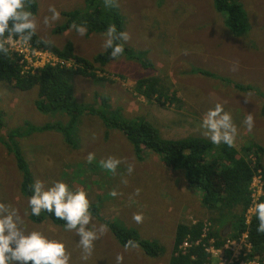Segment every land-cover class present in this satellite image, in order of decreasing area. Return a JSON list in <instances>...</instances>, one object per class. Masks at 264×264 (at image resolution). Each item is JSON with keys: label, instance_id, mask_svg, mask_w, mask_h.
<instances>
[{"label": "rangeland", "instance_id": "1", "mask_svg": "<svg viewBox=\"0 0 264 264\" xmlns=\"http://www.w3.org/2000/svg\"><path fill=\"white\" fill-rule=\"evenodd\" d=\"M241 2L248 13L250 28L243 36L236 37L227 29L224 15L215 9L213 0H119L126 19L125 31L130 34L125 43L133 48V53L140 52L143 58L150 59L155 67L145 69L138 59L125 54L105 65V74L110 76L105 81L76 75L73 79L75 102L106 113L107 107L97 97L107 96L110 107L117 109L125 121L148 120L164 137L171 139L189 135L209 139L203 135L200 125L207 110L221 103L238 129L235 146L241 148L253 142L264 146V0ZM37 3L34 16L40 38L59 47L72 42L75 52L88 59L106 51L102 47L106 32L80 36L73 28L55 31L66 21L64 12L85 9L87 0H37ZM50 5L55 6L60 17L45 25L44 17L51 15ZM160 20H168V26L154 32L151 28L161 25L155 24ZM34 49L38 51L37 47ZM44 56L52 59L51 54L44 53ZM33 63L38 66L43 62L34 60ZM234 65L236 70H233ZM198 68L253 84L255 91H238L215 76L198 73ZM148 75L156 76L163 86L176 91L181 101L162 106L138 94L135 91L137 79ZM37 98L38 87L21 91L12 83L0 81V115L4 122L1 140L15 127L22 128L14 140L23 149L34 180H41L45 188L63 181L73 191L83 189L103 219L136 229L141 237L156 240L164 247L158 257L147 256L139 246L126 250L107 226V231L94 242L91 256L82 260L83 250L75 230L67 231L65 226L56 225L50 219L39 224L30 220L29 196L20 187L22 178L16 160L0 142V202L17 209L26 232L41 231L50 239L63 241L70 253L69 264H116L118 254L123 255V264H168L176 226L184 222L203 221L207 230L223 231V237L232 233L231 225L214 222L216 214L202 204L199 189L189 186L179 172L165 166L154 151L145 153L147 156L139 160L138 151L126 136L116 129L110 130L99 116L83 112L73 128L64 129L77 144L72 149L63 142L59 130L41 131L40 127L46 123L59 122L67 126L70 115L64 111L40 112L35 105ZM249 113L254 117L251 132L243 124ZM29 128L35 131L29 132ZM89 153L96 157L92 163L86 160ZM108 156L126 159L134 164V172L128 175L123 163L116 174L103 169L99 161ZM122 178L127 179V184L122 183ZM263 186L264 181L258 175L252 184L253 203L246 212L247 221L255 213V203L264 194ZM113 189L120 195L112 197ZM136 189H140L139 195ZM137 212L143 213V223L137 224L132 219ZM94 215L92 213L90 229L104 224ZM211 247L209 264H262L258 257H249L252 247L247 235L239 239L226 238L220 248Z\"/></svg>", "mask_w": 264, "mask_h": 264}, {"label": "trees", "instance_id": "2", "mask_svg": "<svg viewBox=\"0 0 264 264\" xmlns=\"http://www.w3.org/2000/svg\"><path fill=\"white\" fill-rule=\"evenodd\" d=\"M160 1L162 2V0ZM213 2L215 9L224 15V22L230 33L236 37L247 33L250 28L249 18L241 0H213ZM29 10L33 15L36 14L38 10L37 0H30ZM64 16L66 21L55 28L56 32H63L72 28L73 22L84 24L87 27V35L95 32L105 33L108 26L113 24L117 31H125L126 27L125 15L120 7H105L104 0H87L85 9L66 11ZM158 23L161 25L151 28L154 32L159 31L163 26H168V20H160L155 24ZM166 35L167 33L165 37ZM43 41L45 40L40 38L37 33L31 39L34 46L51 52L61 61H71L73 65L47 64L40 68H31L29 71L22 72L23 64L21 65L18 54L10 51L7 56L0 54V81L12 83L21 91L38 87V98L35 105L40 112L55 114L64 111L70 115L67 126L64 127L59 122L46 123L40 127L41 131L59 130L64 138L63 142H66L72 149L77 144L64 129L68 126L73 128L83 112L88 111L99 116L110 130L116 129L126 136L127 140L138 151L139 160H143L147 156L145 153L154 151L160 156L165 166L179 172L189 186L199 189L202 193V204L216 214L214 222L231 225L232 233L228 237H223L221 234L223 231L212 228L207 230V225L203 221L179 223L175 230L173 251L169 264H209L211 254L207 248L211 245L220 248L225 244L226 238L239 239L245 233L252 247L249 257H258L264 264V234L258 233L256 230L258 220L255 213L249 221L246 217V212L253 203L252 184L254 178L260 175L264 181V146L256 142L249 145L243 144L241 148L229 147L226 144L215 145L210 139L197 135L177 139L166 138L148 120L125 121L117 109L110 107L109 97L104 95L100 98L97 97V99L101 100V104L107 107L106 113H102L94 106L89 108L78 106L74 96V77L82 75L91 77L97 82L104 81L105 76H100L98 71H104L105 65L115 59L110 56V50L98 53L94 58L88 59L75 52L72 42L59 47L53 43L45 44ZM121 43L125 48L123 56L127 55L131 59H138L145 69L155 67L150 59L143 58V55L139 54L140 52L133 53V48L123 41ZM143 54L145 56L144 52ZM197 72L213 78L215 76L241 92L255 91V86L250 83H241L226 76H217L206 69H199ZM135 91L145 98L155 100L162 106L168 102L181 101L176 91L167 89L154 75L137 79ZM262 112L264 113V109ZM3 126L4 122L0 115V130ZM21 130L20 126L15 127L7 134V138L1 140L0 137V142L13 154L22 178L20 187L23 193L30 198L33 194L30 186L35 182L34 176L23 149L14 140L20 135ZM28 131L33 132L35 130L29 128ZM258 202H264V194L259 197ZM90 204L91 212L112 230L121 245L124 246L127 240L132 239L147 256L158 257L164 252V247L158 241L145 239L136 229L122 227L111 220L103 219L101 214H98L97 206ZM29 217L33 223L39 224L50 219L56 225L65 226L63 220L57 219L54 214L46 211H42L40 216H33L30 207ZM228 220L230 221L227 222ZM185 241L189 242L190 245L186 249H182L181 246Z\"/></svg>", "mask_w": 264, "mask_h": 264}, {"label": "clouds", "instance_id": "3", "mask_svg": "<svg viewBox=\"0 0 264 264\" xmlns=\"http://www.w3.org/2000/svg\"><path fill=\"white\" fill-rule=\"evenodd\" d=\"M104 4L108 8L120 6L119 0H104ZM29 8L30 0H0V54L4 56L9 54L13 37H19L22 42L28 43L36 34L37 20ZM48 11L51 15L44 17L45 25H50L60 17L55 6L50 5ZM71 27L80 36L87 34V27L84 24L73 22ZM129 39L130 34L127 31H117L113 24L106 30L102 47L105 50H110V56L117 59L125 52L121 41L127 42ZM43 42L45 44L52 43L50 40ZM20 63L23 64L22 72L29 71L25 68V62L20 60ZM233 70H236L235 65ZM100 72L101 74L98 71L100 76L103 75L106 79L110 78L105 74V70H100ZM245 99L247 101V98ZM243 124L248 132L252 131L254 117L251 113L246 116ZM200 127L203 129V135L208 137L213 144L235 146L238 129L231 114L224 110L221 103H216L213 108L207 110ZM95 159L94 153H89L86 157L88 163H92ZM99 163L103 169L113 174H116L122 163L125 164L128 175H131L135 168L134 164L129 163L126 159L115 156L101 159ZM127 182L126 178H122V183L127 184ZM30 187L33 193L28 200L31 214L40 216L42 211H46L54 214L57 219L63 220L67 231L75 230L79 236V246L83 250L81 259L86 261L92 254L94 242L107 231V225L104 224L98 228H89L92 223V212L87 192L83 189L73 191L63 181H56L50 187L45 188L44 183L37 179ZM139 193L140 189H136V195ZM110 195L117 197L120 193L113 189ZM254 212L258 220L256 230L258 233L264 234V202L255 203ZM132 219L137 224L143 223V213H134ZM22 225L23 220L17 209L10 204L0 202V264H29V262L31 264H69L70 253L67 252L63 241L50 239L41 231L26 232ZM124 247L127 250L138 247V244L129 239L125 242ZM116 264H123V255L116 256Z\"/></svg>", "mask_w": 264, "mask_h": 264}, {"label": "built area", "instance_id": "4", "mask_svg": "<svg viewBox=\"0 0 264 264\" xmlns=\"http://www.w3.org/2000/svg\"><path fill=\"white\" fill-rule=\"evenodd\" d=\"M34 47L35 46L33 45V43L31 41L28 43H24L19 39V37H13V41H12V44L9 48V51L11 53H16L20 56V58H21L20 60L22 62L26 63V66H25L26 70H30L31 68L43 67L47 64L63 63V64H66L68 66L73 65L71 62L65 63V61L59 60L54 54H52L49 51L43 50L41 48H38V51H35ZM44 53L51 54L52 59H47L44 56ZM43 56L46 58L47 61H44ZM36 57H38L39 59H37ZM34 60L36 62L41 61L43 63L41 65L35 66L33 63ZM206 229H207V227H206ZM205 233H206V231H205ZM245 235H247V234H244V236ZM189 245H190L189 242L185 241L184 244L181 246V248L186 249ZM210 248H213V247H209V248H207V250L210 251ZM254 264H258V263L254 262Z\"/></svg>", "mask_w": 264, "mask_h": 264}, {"label": "crops", "instance_id": "5", "mask_svg": "<svg viewBox=\"0 0 264 264\" xmlns=\"http://www.w3.org/2000/svg\"><path fill=\"white\" fill-rule=\"evenodd\" d=\"M110 100V99H109ZM61 133V132H60ZM175 237V236H174ZM173 241H174V238H173ZM169 264V263H168Z\"/></svg>", "mask_w": 264, "mask_h": 264}, {"label": "bare ground", "instance_id": "6", "mask_svg": "<svg viewBox=\"0 0 264 264\" xmlns=\"http://www.w3.org/2000/svg\"><path fill=\"white\" fill-rule=\"evenodd\" d=\"M246 234V233H245ZM249 245V244H248Z\"/></svg>", "mask_w": 264, "mask_h": 264}]
</instances>
